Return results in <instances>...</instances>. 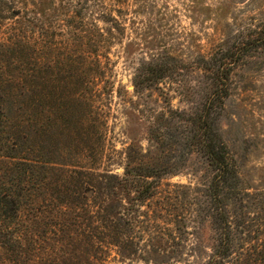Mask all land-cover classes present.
Masks as SVG:
<instances>
[{"label":"rangeland","instance_id":"374dc122","mask_svg":"<svg viewBox=\"0 0 264 264\" xmlns=\"http://www.w3.org/2000/svg\"><path fill=\"white\" fill-rule=\"evenodd\" d=\"M263 28L264 0H0V177L40 235L28 264H209L227 233L225 264H264V48L231 70L216 122L239 189L223 206L179 118L212 88L198 57ZM165 52L182 86L138 90V69ZM142 167L162 174L146 198L126 174ZM99 203L119 215L103 224Z\"/></svg>","mask_w":264,"mask_h":264},{"label":"trees","instance_id":"16d2710c","mask_svg":"<svg viewBox=\"0 0 264 264\" xmlns=\"http://www.w3.org/2000/svg\"><path fill=\"white\" fill-rule=\"evenodd\" d=\"M254 34L255 33H251L247 36L242 35L238 40L240 42H228L229 45L226 43L220 46V48H217L209 57L205 55H200L198 57L199 59L197 61L202 62V65L198 64V69H202L205 75H207V77L212 81V88H209L210 90L207 93L204 108L201 109L200 112L196 114V116L192 118L179 116L182 123L187 124L190 127L189 132L193 133L191 138L196 142V144L202 145V150L206 153L210 165L214 167L216 173L212 187L215 194L212 196L213 198L217 199L219 204L222 206L224 205L223 200L232 199L237 195L239 189L237 182V169L229 159L227 148L219 142V134L216 128V122L218 116L221 114L220 111L223 107L224 100L230 95L229 76L231 70H233V67L237 64V62L247 56L249 52L252 53L254 51H258L260 48H264V28L260 30L258 37L255 38ZM176 60L177 58L165 52L161 55H158V58H153V60L143 63L138 69L137 75L135 77L136 88L138 90H143L147 87L160 84V82L166 79L170 80L171 84H176L178 87L182 86V81L178 78L180 73H177L179 67L174 64L177 63ZM1 104L2 93L0 91V134L1 132H6V128L9 123L8 117H6L2 111ZM172 116L173 114L171 113V117ZM1 159L2 157L0 155V161ZM25 159L29 162L27 157ZM126 174L128 176H133L138 182H142V189L140 193L142 198H146L153 194L152 187L155 183V178L162 176L161 173L156 172L155 170H144V167L138 170L129 169L127 170ZM8 176L10 175L5 174L6 178ZM14 176L15 174L11 176V180H13L16 184L20 185L23 183L32 182V178H30V181H20ZM68 176L71 177L69 173ZM5 177L2 175L0 177V254L4 256L2 260H6V264H28L30 261H32L29 252H33L32 250L36 249L38 250V247H34L33 249L32 245L38 240V238H40V235L38 230L33 226L34 223L28 220L27 217H24L25 215L19 213L21 210V205L18 203L20 202L14 200V194L9 195V192L12 193V191L7 189V179ZM124 180L126 187L128 184L126 181H129V179L125 178ZM57 182H59V180ZM42 183L43 188L54 187L53 191L57 190L55 181H48L47 179H44ZM24 188L27 189V187L24 186L18 189L19 192H23ZM89 191L92 192L93 195H97L102 198L105 189H92ZM47 192H50V190L47 189ZM109 192L110 189L107 190V195L110 197L111 195ZM103 200L106 201L105 198ZM6 206H9L13 211L18 210L12 221H8L10 217H6ZM99 207L101 208L99 215L102 212H106V214H104L107 218L104 219V221H101L103 224H107V220H109L113 214H115L114 216L119 215V213H117V207L116 211H114V206L107 209L104 207L103 203H99ZM79 209L82 210V212L87 211L86 207L83 205H81ZM109 211L114 212L112 215H110L107 213ZM74 216H78L76 218V222H78L80 215L76 214ZM31 223H33V225ZM229 250L230 234L227 233L226 239H222L221 245H219V248H217L214 257L211 259L209 264H225L227 258L230 256L228 253ZM58 251L56 252V250H53V252L56 254H58ZM65 253L68 255L67 252ZM239 254L240 257L237 260L242 261V258L245 256V254ZM45 261L47 262V260ZM47 263L53 264V261L49 260ZM62 264H65V262Z\"/></svg>","mask_w":264,"mask_h":264}]
</instances>
